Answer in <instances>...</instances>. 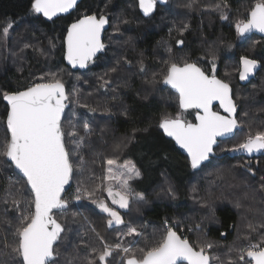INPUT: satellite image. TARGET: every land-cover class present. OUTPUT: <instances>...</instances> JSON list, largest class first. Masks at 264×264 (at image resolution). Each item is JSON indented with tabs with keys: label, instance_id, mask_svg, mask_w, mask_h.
<instances>
[{
	"label": "trees",
	"instance_id": "1",
	"mask_svg": "<svg viewBox=\"0 0 264 264\" xmlns=\"http://www.w3.org/2000/svg\"><path fill=\"white\" fill-rule=\"evenodd\" d=\"M256 2L163 0L162 4H156L151 15L143 16L136 0H81L68 16L46 20L31 11L32 0H0V151L8 139L5 126L7 106L3 102L5 92L23 91L43 82L36 80L37 77H44L48 82L52 78L50 73L55 71L63 77L57 79L63 83L68 96L61 127L73 164V183L63 197L68 201L66 209L52 214L64 229L54 246L56 264H89L90 261L101 264L99 252L105 245L117 243L130 247L139 257L140 249L154 246L169 227L182 234L181 230L192 225L182 218L185 212L190 214L193 209L192 220L201 215L206 220L209 215L205 216L191 200L190 191L196 184L203 187L208 182L210 191L224 187L219 198L230 197L229 193L241 194L252 210L258 207L263 212L264 151L248 156L243 150H231L246 139H239L243 136L240 124L233 137L219 142L214 150L215 156L198 171L191 170L186 157L158 127L163 114L168 111L159 94L164 91L173 93L164 86V78L159 80V60L164 57L161 45L168 44L172 51L187 55L188 62L204 71V56L218 61L219 65L223 61L230 64L237 61L239 64L242 57H247L257 61L261 70L264 40L255 35L239 37L236 30V24L246 21ZM93 14L108 18L109 28L103 38L105 47L85 71H72L63 60L67 28L84 15ZM222 15L227 19H222ZM116 17L122 18V25L114 23ZM9 23L12 27L4 36L2 30ZM171 27L175 30L170 32L168 28ZM114 28L120 31V35L110 34ZM148 71H152L155 78L148 77L152 74ZM216 76L230 85L232 97L236 85L244 88L254 81L242 83L237 74L226 77L217 72ZM84 77L88 79L86 85L80 83ZM113 87H116L114 92L111 91ZM261 97L264 98L263 91ZM176 103V113H180L178 97ZM71 108L76 109L71 118L76 119L73 120L75 124L66 118ZM238 113L236 108L237 120ZM192 114V111H186L183 117L192 122ZM83 118L93 126L90 134H82L80 125L76 124ZM258 119L262 126L260 122L264 123V113L255 120ZM69 128L73 136H68ZM117 139L123 143L116 149ZM223 144L222 151L217 153ZM109 149H116L111 157L118 162L135 159L145 175L136 182L140 185L143 180L147 182L140 190L144 199H131L129 207L120 212L123 223L115 227L108 226L109 216L95 205L101 197H107L103 192L105 188L98 189L96 177L103 168L100 166L101 157ZM205 169L209 176L201 174ZM82 181L85 182L81 184ZM77 194L80 199L75 198ZM99 194L102 195L100 198ZM14 200L19 201L18 207ZM32 202L25 181L0 155V264H19L20 258L12 248L17 242L16 229L22 215L33 211ZM214 218L215 224L203 225L204 238L217 244L234 243L240 223L237 210L229 204H218L214 207ZM129 222L141 231V235H128ZM164 224H168V228H164ZM186 238L194 245L198 244L192 235ZM208 253L213 256L212 252ZM128 255L114 249L103 264H125ZM226 258L225 264L236 259Z\"/></svg>",
	"mask_w": 264,
	"mask_h": 264
},
{
	"label": "snow or ice",
	"instance_id": "2",
	"mask_svg": "<svg viewBox=\"0 0 264 264\" xmlns=\"http://www.w3.org/2000/svg\"><path fill=\"white\" fill-rule=\"evenodd\" d=\"M139 8L145 15L151 14L157 0H138ZM77 5V0H32L31 11L42 14L51 20L53 17L67 13ZM222 19H227L222 15ZM108 19L104 15H84L76 20L67 29L66 58L73 66L84 68L105 47L101 39ZM12 24L3 28V35L7 36ZM237 33L241 36L257 30L264 33V0H257L251 7L246 21L236 24ZM178 43H183L178 41ZM257 66V61L247 57L241 58L240 80L248 79ZM209 76L195 63L185 62L182 66L172 62L164 76V83L170 85L178 93L181 112L175 117L165 115L161 118L158 127L168 137L187 152L192 169H198L213 153L217 137L226 136L237 127L234 118L236 104L232 99L230 85L215 76ZM48 82H41L29 86L24 91L14 93L5 92L3 99L7 101L8 111L6 126L10 137L2 145L0 155L9 158L26 177L34 194V211L22 215L20 226L16 229L17 242L12 252L19 257V264H56L54 245L61 239L64 231L61 224L53 217L54 209H63L68 201L62 196L72 177L73 164L69 151L65 147L64 132L61 127V115L65 108L68 96L63 83L50 74ZM44 78L41 77V80ZM214 102L228 115H221L213 110ZM189 109L195 111V121L192 123L183 118V112ZM232 151L243 150L249 154L264 150V131H257L248 137ZM108 175L110 182L119 186V191H113L109 183L107 191L113 204L120 208L129 207V197L132 191L129 181L139 177L140 172L135 165L126 163L117 167L115 160H108ZM264 187V186H262ZM79 189L77 192L79 193ZM89 196L92 193H88ZM76 199H80L77 194ZM143 200L142 195L135 196ZM18 207L19 201H13ZM99 207L107 213L113 222L122 224L120 214L106 203L100 202ZM239 207V204L237 205ZM255 231L253 225H249ZM141 235L135 228H130L128 235ZM213 248L210 242L194 245L186 237L182 238L171 227L154 246L140 249L137 257L130 247L117 243L114 246L105 245L99 252L98 260L103 264L114 249L129 254L126 264H211L219 261L208 250ZM247 264H264V240L258 244H251L239 250L238 259ZM89 264H95L90 261ZM229 264H232L229 261Z\"/></svg>",
	"mask_w": 264,
	"mask_h": 264
},
{
	"label": "rangeland",
	"instance_id": "3",
	"mask_svg": "<svg viewBox=\"0 0 264 264\" xmlns=\"http://www.w3.org/2000/svg\"><path fill=\"white\" fill-rule=\"evenodd\" d=\"M241 14L237 15V17L239 18V16ZM116 18L117 19L114 21V23L118 26L122 25L123 24L122 18L121 17H116ZM117 29H118V27H117ZM117 29L114 28L110 32V34L114 35V36L120 35V33H119L120 31H118ZM168 30H170V32L174 31L175 27L168 28ZM167 33H169V31H167ZM254 42H256V40ZM161 47L162 48L161 49L159 48V49L164 52L163 54L162 53L161 54L164 57H166V59H164V57H161L159 60V80L161 79V81H162V79L164 78V76L167 73L169 65L172 62H175L181 66L185 62H187V63H191V62H188L189 58L187 57V55H181L179 53H176L175 51H172V49L169 47L168 44L164 45V43H163L161 45ZM213 65H215V73H214L215 75L217 74V72H219V73H221L222 76L234 77L236 74L238 75V73H239L238 72L239 68L237 70V67H239V64L237 61L233 64L232 63L230 64V62L223 61L222 64L219 65L218 61H216L214 59H208V56H204V59L202 60V68L205 69V71L204 70L203 71L206 74H208V75L213 74V71H212ZM262 65H263V67L261 68L260 72L257 73L258 75L256 74L257 76L256 75L254 76L256 78L255 79H254V77L252 78L254 81H252L251 83L246 85L244 88H242L240 85H239V87L236 85L235 86L236 89L233 92V99L236 103V108L239 111L238 121H239V124L241 125L240 128L242 130L240 134H243V136L239 139H242V140L245 137L247 138L248 135H250V134L255 135V133L257 131H264L263 121L261 120V122H260L262 124V126H261L259 124V119L255 120L262 113H264V98L261 97V91H263V93H264V63H262ZM149 73H152V74H149ZM52 74H55L56 78H63L62 76H60V74L58 72L54 71ZM148 74H149L148 77L155 78L154 73L152 71H148ZM81 76H83V75H81ZM94 78H96L95 74H94ZM35 79L43 81V82L46 81L45 79L41 80V77H37ZM74 79H75V82H78V77H75ZM87 80L88 79H86V77L81 78L80 83L82 82V84L86 85ZM230 81H232V80H230ZM115 89H116V87H113L111 91L114 92ZM175 96H174V93L171 94V93L166 92V91L159 94L160 100H162L165 108L168 109V111H166L163 114V116L170 115V116L175 117L178 114V113H176L177 112L176 111L177 110V108H176L177 96L176 97ZM71 110L73 111V113H72V111H70V115L67 116L66 118L69 121H73V120L75 121L76 119L72 120L71 118L74 115V112L76 111V109L71 108ZM170 110H173V113H171ZM174 111L176 114H174ZM74 121L72 122L73 124H75ZM88 123H89L88 119L83 118V119L77 120L76 124L80 125V127H81L80 129H82V134H90L91 133V128H93V126H91V123L90 124H88ZM67 132L69 134L68 136L74 135L71 128H69ZM122 143H123V141L117 139V141H115L116 149H117V146H120ZM223 147H224V144L218 148L217 153L219 151H222ZM229 147L230 146H227V148H229ZM0 149H1V145H0ZM116 149L114 151L110 150V149L107 150V152L101 157L100 166H103V168H102L100 175H98L96 177V181L98 182V189H104L105 188V190L103 192L107 196V203L109 204L110 208L114 209L115 211L118 210V207H117L118 204L112 203V198L108 194L107 187H108L109 183H111L112 187H113V191H119L120 189H119V186L117 183L110 182L109 180L106 179V177L108 175L107 169L109 167L107 162H108V160H115L114 158L111 157V155L113 156L115 154L114 152L116 151ZM129 162L131 164H134L136 170H138L140 172L139 177H136V178L129 181V185H130V188H131V191L133 194L131 197H129V201H130L131 199L132 200L136 199L135 196L137 194L142 195L141 191H140L141 187H145L147 182H145V180H143L144 183H142V185H140L138 182H136L138 180L144 179L145 175H144V172L142 171V169H140V167L137 165V162L135 159L129 158V159L125 160L124 162L116 161V165H117V167L122 168V166L124 164L129 163ZM201 174H203V175L205 174L204 176L210 175L208 173V170H206V169H205V171H202ZM84 182L85 181H82L81 184ZM72 183H73V180H72ZM208 185H209L208 182H206L205 186H203V187H201L200 184L194 185L190 191V197H191V200L194 203V205L198 209L203 210L202 213L205 216H207V214H209V215L207 216L206 220H203L204 219L203 215H201L200 218L196 217V218H193V220H192V218H191L192 216L190 217V215L194 212L193 209L190 212V214L185 212V214L182 216V218L184 220H187L188 222H191L192 225L187 227L186 230L185 229L181 230L182 235L181 234L180 235L182 237H187V236L192 235L198 244L199 243H206V242L212 243L213 248L208 250V252H212L213 257H219V261H216V260L212 261L213 264H225L226 259H227L226 257L236 258L234 261H232V264H247V258L246 257H245L244 261H240L238 259L239 250L243 249V248H247L251 244L261 243V241L264 240V209H263V212H260L258 207L255 208L254 210H252L250 208L249 204L244 202L243 196L241 194L233 195L232 193H229L230 197H228L227 195H224L222 198H219V197H221V194H222L220 191L224 187L221 189H218V190L215 189V191H217V194L215 195L214 194L215 191H210L207 188ZM96 187H97V185H96ZM160 193H163V192L160 191ZM101 196L102 195L99 194L98 198H100ZM100 202L106 203L105 200H103V197H101V199L99 201H96V203H95L96 207L100 210V212H103L102 209L99 207ZM222 203L229 204L232 207H234L240 216V218H239L240 223L238 226V237L236 235L234 243H232L230 245L217 244V243H214L213 241H207L206 238H204L203 225L204 224H209V225L215 224L214 207L217 206L218 204H222ZM238 204H239V207H237ZM262 204H263L262 206L264 208V202H262ZM205 207H207L206 210H205ZM109 219H110V217H109ZM118 225H120V224H116L115 222H113V224L111 226H109V225L108 226L109 227H115ZM249 225H253L255 227V231H252L249 228ZM129 226H130V228H135L130 222H129ZM163 227H164V225H163ZM135 229L137 230V232L141 233L140 230H138L137 228H135ZM132 236H135V234H133ZM239 238H240L241 242L239 241Z\"/></svg>",
	"mask_w": 264,
	"mask_h": 264
},
{
	"label": "water",
	"instance_id": "4",
	"mask_svg": "<svg viewBox=\"0 0 264 264\" xmlns=\"http://www.w3.org/2000/svg\"><path fill=\"white\" fill-rule=\"evenodd\" d=\"M137 1V3H138V0H136ZM81 2V0H77V5L79 4ZM163 3V0H157V4H162ZM77 5L73 8V9H71V10H69V12H67V13H62V14H59V15H57V16H55V17H53L52 19H56V18H58V17H64V16H68L69 14H71V12L77 7ZM138 7H139V3H138ZM139 11H140V13L143 15V16H149V15H151V14H149V15H145L143 12H142V10L139 8ZM37 16H39V17H42L43 19H46V20H49L48 18H46V17H44L42 14H36ZM51 19V20H52ZM108 19V18H107ZM75 22V21H74ZM74 22H72V23H74ZM71 23V24H72ZM70 24V25H71ZM69 25V26H70ZM69 26H68V28H69ZM67 28V29H68ZM109 28V23H107L106 25H105V28H104V31L102 32V34H101V39H102V42H103V36H104V32L107 30ZM248 35H255V36H257V37H259V38H261V39H263L264 40V33H261V32H259V31H257V30H253V31H251V32H248V33H246V34H244L243 36H241V35H239L238 34V36L239 37H245V36H248ZM66 37H67V31H66V34H65V37H64V55H63V60H64V63H65V65L68 67V68H70L72 71H85L86 69H87V67H88V64H90V63H93L94 62V60L102 53V51H100V52H98L97 54H96V56L95 57H93V59L87 64V66L86 67H84V68H81V67H79V65H76V66H73L72 64H70L69 62H68V60H67V58H66V52H67V44H66ZM198 67V66H197ZM202 70V69H201ZM258 71V64H257V66H256V68L254 69V71H253V73L252 74H250L249 75V77H248V79H246V80H240L242 83H247V82H249L254 76H255V74H256V72ZM217 79H219L218 77H216ZM221 80V79H220ZM163 84H164V86H166L167 88H169L173 93H175L176 95H177V97H178V105H179V96H178V93L175 91V89H172L171 88V86L170 85H166L164 82H163ZM231 88V87H230ZM64 89H65V87H64ZM26 90V89H25ZM232 90V89H231ZM24 91V90H23ZM65 93H66V90H65ZM231 95H232V93H231ZM232 99H233V97H232ZM67 101V100H66ZM66 101H65V108H64V111H63V113H62V115H61V122H62V119H63V117H64V114H65V111H66V108H67V105H66ZM234 101V100H233ZM3 102L5 103V105L7 106V101H5L4 99H3ZM219 107V104H218V102H214V104H213V110H214V108L215 107ZM220 108V107H219ZM221 109V108H220ZM181 110V109H180ZM191 110H193V109H189V110H187V111H191ZM7 111H8V106H7ZM194 111H196V110H194ZM215 111V110H214ZM221 115H225V116H227L228 114L227 113H225L224 111H223V109H221ZM6 116H7V114H6ZM234 118H235V113H234ZM236 119V118H235ZM237 121V120H236ZM194 123H196V121L194 120ZM5 126H6V118H5ZM238 122H237V127L236 128H234L233 129V131L231 132V133H229L228 135H226V136H220V137H217V143H216V145H214V147H213V153L210 155V157H209V159L207 160V161H205V162H203V164L198 168V169H192L191 168V166H190V163H189V157H188V155H187V152L184 150V149H182L176 142H175V140L172 138V137H168L166 134H164L163 133V131H162V129H160V131H161V133L163 134V136L166 138V139H168V140H170L172 143H173V145H174V147L181 153V154H183L185 157H186V159H187V161H188V164H189V166H190V168H191V170L192 171H198L203 165H206L207 163H209V161L211 160V158H213L214 156H215V149L217 148V146H218V144H219V142H221V141H224V140H227V139H230L231 137H233V135L237 132V130H238ZM6 130H7V126H6ZM7 133H8V138L10 137V134H9V132H8V130H7ZM5 160H6V162L8 163V164H10L11 166H12V168H13V170H14V172L21 178V179H23L24 181H25V183H26V177H24L23 176V173L19 170V169H17L16 168V166H15V164L9 159V158H7V157H5ZM73 174V173H72ZM71 185H72V177H71V179H70V181H69V183L67 184V185H65V191L62 193V196L64 197V195L67 193V191L70 189V187H71ZM26 186H27V188H28V190H29V192L31 193V195H32V198H33V200H34V194L32 193V191H31V187H30V185H28L27 183H26ZM67 207V206H66ZM66 207L65 208H63V209H54L53 210V212H52V214L54 213V212H61V211H64L65 209H66ZM33 211H34V204H33ZM62 234V233H61ZM178 234V233H177ZM179 235V234H178ZM55 246V245H54ZM249 259V258H248ZM50 263H51V261H50ZM125 264H126V261H125Z\"/></svg>",
	"mask_w": 264,
	"mask_h": 264
},
{
	"label": "flooded vegetation",
	"instance_id": "5",
	"mask_svg": "<svg viewBox=\"0 0 264 264\" xmlns=\"http://www.w3.org/2000/svg\"><path fill=\"white\" fill-rule=\"evenodd\" d=\"M109 23V22H108ZM108 30V29H107ZM106 30V31H107ZM106 31L104 32V35H105V33H106ZM238 34V33H237ZM103 38H104V36H103ZM97 59V58H96ZM257 64H258V71L260 70V64L257 62ZM240 70H241V61H240V63H239V71L238 72H240ZM258 71L256 72V74L258 73ZM255 74V75H256ZM209 76H211V74L209 75ZM216 76V75H215ZM238 76H239V73H238ZM217 77V76H216ZM240 79V78H239ZM214 110L215 111H219L220 113L222 112L221 111V109L217 106V107H215L214 108ZM192 112H193V114H192V116H193V121H192V123H194V120H195V111L194 110H191ZM235 118H236V120H237V117H236V112H235ZM237 122H238V125H239V121L237 120ZM264 150H260V151H254L253 153H251V154H249V153H247V155L248 156H251V155H253V154H259L260 152H263Z\"/></svg>",
	"mask_w": 264,
	"mask_h": 264
},
{
	"label": "crops",
	"instance_id": "6",
	"mask_svg": "<svg viewBox=\"0 0 264 264\" xmlns=\"http://www.w3.org/2000/svg\"><path fill=\"white\" fill-rule=\"evenodd\" d=\"M103 200H105V202H106V204L109 206V204L107 203V197H106V199H103ZM110 207V206H109ZM117 207H118V210H117V212L120 214V212L122 211V209L117 205ZM105 213V212H104Z\"/></svg>",
	"mask_w": 264,
	"mask_h": 264
},
{
	"label": "built area",
	"instance_id": "7",
	"mask_svg": "<svg viewBox=\"0 0 264 264\" xmlns=\"http://www.w3.org/2000/svg\"><path fill=\"white\" fill-rule=\"evenodd\" d=\"M168 226H169L168 224H164V227H165V228H168ZM181 235H182V234H181ZM181 235H180V236H181ZM181 237H182V236H181ZM182 238H184V237H182Z\"/></svg>",
	"mask_w": 264,
	"mask_h": 264
}]
</instances>
